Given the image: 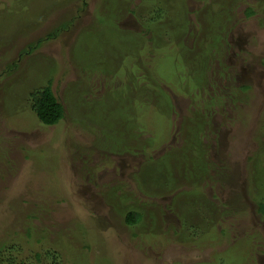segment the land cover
<instances>
[{
  "label": "rangeland",
  "instance_id": "374dc122",
  "mask_svg": "<svg viewBox=\"0 0 264 264\" xmlns=\"http://www.w3.org/2000/svg\"><path fill=\"white\" fill-rule=\"evenodd\" d=\"M47 86L54 125L33 108ZM186 141L217 166L195 196ZM257 156L264 0H0V242L20 259L44 227L66 264H264Z\"/></svg>",
  "mask_w": 264,
  "mask_h": 264
},
{
  "label": "trees",
  "instance_id": "16d2710c",
  "mask_svg": "<svg viewBox=\"0 0 264 264\" xmlns=\"http://www.w3.org/2000/svg\"><path fill=\"white\" fill-rule=\"evenodd\" d=\"M216 8L217 7L214 5L213 11L217 12ZM69 23H72V21L67 22V24ZM65 24H63L62 26L65 27ZM54 36H55L54 33H50L47 37L40 38L36 43L37 47L41 45L40 43L43 44L45 41L51 40ZM204 54H206V52L202 51V55ZM201 63H204V62H201ZM172 67L176 71L177 65L175 64ZM146 72L147 74L142 78H145V77L149 78L151 81H154L156 84V90L150 92L151 93L150 102L152 103L154 101L156 103L157 102L155 100L156 97H158L161 100H169L168 95L166 93L170 91L171 86H169V84L166 83L165 80H163V78L155 77V72H156L155 69L154 70L147 69ZM191 74L194 76L193 72H191ZM127 77L128 78L130 77L129 82H132V80H135L136 75L135 74H132L131 76L127 75ZM185 82L181 81L182 84H185ZM162 84L167 86L169 90L165 91L161 87H159V85H162ZM144 87L150 88L149 86H144ZM177 87H179V83H177ZM177 92L179 93V95L187 96L188 98H190V93L188 92L181 93L178 90ZM32 100H33L34 111L36 112L38 118L42 121L43 124L54 125L63 118L64 107L57 100L50 86H47L46 88H44V90H39L37 92L32 93ZM147 104L150 105L149 103ZM146 143L148 147L151 148L152 146L153 149L155 148V145L158 144L156 140L151 139V138H149ZM193 146L195 147V150L193 149L194 148ZM185 147H186L185 152L183 154L187 155L188 151L190 154H193L194 152H196L198 155L201 156L202 161H205L196 169L189 170L190 168L187 167V170H188L187 174L185 175V177H183V179L186 182H189V184L193 186V189H191L192 194L191 192L190 194L195 196V193H197V187L202 183V180L204 181V179L207 177L208 173L211 170L216 171L217 166L213 165V162L211 160H208L207 158H205L206 156L205 154L208 152L207 151L208 149L205 148V146L203 145L201 146L200 143H193L191 147L190 144L186 141ZM182 155L178 158V162L176 163V165H181L183 161ZM168 156L170 155L167 154L164 156H160L161 159H160V163L158 165L157 171H160L162 163L166 164L167 162L166 158H168ZM257 157L260 160V156H257ZM250 166L251 168L255 169L257 173L259 172V176H258L259 183L258 184H259L261 191L259 190L257 192L255 199H257V202L259 203V213L264 214V159H261L260 162H254L251 160ZM185 168L186 167L184 166L183 170ZM220 168L222 169L224 167H220ZM210 179L213 182L216 181V179L214 181L212 177H210ZM186 197L187 195L185 196V198ZM140 220H141V215L136 213L133 210L130 211L126 217L127 225H134L138 223ZM30 231H31L30 228H27V232L25 235L27 238L33 237ZM38 234L40 235L33 237L31 240L33 242V246H38L39 248H42V250L38 252L37 250L33 249L34 247L30 248L31 252H28V253L31 254V256L30 258H27L24 260L19 258L20 250H18V248L14 246V244L12 245L9 244L8 237H7V240L1 241L0 242V264H60V263L66 264V261H69V259H67L65 260V262H61L62 253L60 251H63V250L61 246L60 247L58 246V244L60 243V241H58L59 239H56V237H52L49 231L44 227L38 230ZM20 237H23V235H21ZM48 246H50L51 249L47 248ZM21 252H23V249ZM13 253H17V254L14 255Z\"/></svg>",
  "mask_w": 264,
  "mask_h": 264
}]
</instances>
